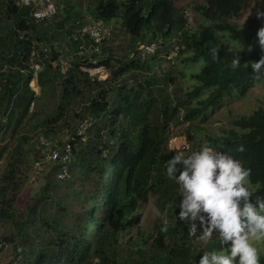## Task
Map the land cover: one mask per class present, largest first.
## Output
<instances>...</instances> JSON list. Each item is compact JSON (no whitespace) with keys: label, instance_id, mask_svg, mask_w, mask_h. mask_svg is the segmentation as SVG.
<instances>
[{"label":"trees","instance_id":"obj_1","mask_svg":"<svg viewBox=\"0 0 264 264\" xmlns=\"http://www.w3.org/2000/svg\"><path fill=\"white\" fill-rule=\"evenodd\" d=\"M18 1L7 5V13L14 18V25L4 39L0 38L4 49L11 51V55L7 57L0 54V120L5 118V124L1 125L6 131L13 125L16 129L21 121L32 115V104L35 105L38 99L30 87L33 80L30 56L34 38H40V33L36 31L35 23L26 18L29 11L20 8ZM179 1H197V11L209 22L198 32H185L187 19L177 8ZM248 2L249 0H128L120 3L118 0H100L94 12L96 21H100L96 23L109 26L108 23L121 17L124 30L132 38L141 39L145 32H150V40L142 44L155 42L160 47L155 54L147 55L144 59L141 58V52H138L137 60L124 62L118 68H114L108 60L91 65L109 70V78L104 81L91 80L88 75L83 80L73 74V69L67 70L68 75L62 82L64 89L61 103L56 114L43 121L41 136L54 140L55 127L65 118L71 101L80 94L77 83L83 82L89 87L94 85L97 93L90 100L84 115L78 116L80 122L89 118L92 125L83 134L75 133L71 142L72 155L81 178L89 184L91 182L94 190L86 193L83 214L78 217V234H75L76 230L67 232L59 229L56 227L57 222L49 223L46 218L40 220L41 224L51 226L49 228L54 230L55 237H42V250L36 254L31 264H92L95 259L99 264H196V261L198 264L204 251L220 247L218 235H214L207 245H203L189 235L191 223L181 221L178 217L181 195L176 190L179 186L168 178L165 170V162L177 152L167 148L166 131L172 121L179 120V109L187 101L199 98L205 90L211 91L206 98L198 100L194 107L188 108L184 115L187 121L204 117L210 108L219 105L226 97H244L256 84L264 86V76H258L251 69V63L264 55L259 48L258 37L232 22V19L241 16ZM63 25L64 23L60 24ZM19 31L24 33V39L19 38ZM31 31L35 37L30 34ZM67 32L73 34L72 30ZM181 32L182 35L179 34ZM226 36L236 41L240 48H230L223 43L221 39ZM182 42L186 45V51L192 54L187 60L200 63L201 70L192 75L191 80L196 84L193 90L184 92L185 102L173 105L174 96L169 85L174 83V79L171 78L166 83L167 88L163 89L165 96L157 98L154 90L159 91L160 85L153 83V67L147 62L162 56L172 63L168 59V48L176 45L179 50L176 63L184 53ZM75 43L82 45L79 39ZM236 57L240 61L238 67L232 64ZM57 58L55 56L47 62L45 69L38 75L42 92L48 85L55 90L54 83L58 75L54 72L52 61ZM6 64L8 67L5 69ZM79 67V64L75 65L76 69ZM141 70H146L151 75L143 83L135 86H130L127 82L119 83L125 75ZM101 85L105 87L100 88ZM233 127L240 132L234 128H225L222 135L210 139L209 145L217 151L231 154L251 170L250 183L257 189V193L251 197L255 203L256 196H264V110L258 109L249 117L234 121ZM22 140L23 144L32 146L29 137L22 136ZM59 144L63 145L61 142ZM241 146L242 151L239 150ZM200 147L201 145L192 143L193 149L199 150ZM3 155L4 149L0 151V159ZM13 158L15 164L5 177V184H0V197L3 198L0 200V217L8 220L13 219L10 209L16 200L18 189L15 182L17 172L13 166H18L20 161L17 155ZM9 192L12 193L11 198L5 199ZM152 193L159 196L161 203L173 198L174 207L168 210L176 220L166 231L162 230L163 223L157 227L155 254L147 255L145 250L138 248L134 257L126 252L125 256L121 253L123 249L118 248L119 238L122 233L139 223L141 215L136 212L148 202ZM159 209L163 213L165 206L159 204ZM28 219L33 224L37 222L33 217ZM95 228L98 229L93 234ZM27 231L30 232V228H22L23 234ZM90 236L96 238L95 242ZM260 260L264 264V256H260Z\"/></svg>","mask_w":264,"mask_h":264},{"label":"rangeland","instance_id":"obj_2","mask_svg":"<svg viewBox=\"0 0 264 264\" xmlns=\"http://www.w3.org/2000/svg\"><path fill=\"white\" fill-rule=\"evenodd\" d=\"M16 1L0 0V38L4 39L13 28L14 18L7 13V5ZM118 1L125 3L128 0ZM99 2L100 0H57L58 14L54 19L45 22L33 21L37 27L36 31L40 33V38H34L35 41L33 42L36 47L32 51L35 50L40 54L44 69L47 62L57 56V60L52 61V66L58 77L54 83L55 90L48 85L42 92L35 80L30 83V87L38 97L36 104L31 107V113H34L21 121L16 129L13 125L6 131L5 127L1 125L5 124V118L0 120V151L4 149V155L0 159V184H5V177L10 172L11 166L15 164L13 156L17 155L20 161L18 166H13L17 172L15 182L18 187L16 200L10 209L13 219L8 220L0 217V239L7 244L6 251L0 257V264H8L13 261L18 250H22L21 264H31L36 254L42 250V237L46 239L55 237L54 230L49 228L51 226L47 227L40 223L42 218H46L49 223L57 222L56 225L58 226L56 227L64 231L74 232L76 230L75 234L80 231L78 217L83 214L86 193L93 191L94 185L81 178L80 170L76 167L74 158L70 166L71 177L66 182H60L56 179L58 167L49 163L45 165L46 171L43 176L35 179L36 161L43 156L39 145V137L43 135V121L54 116L61 103L64 89L62 82L68 75V72L63 74L62 71L73 69V74L77 78L85 80L86 75H88L91 80L104 81L108 78L103 71L106 69L104 67L93 68L91 65L108 60L114 68H118L124 62L137 60L138 52H140L138 51L139 46L142 43H147L151 38L150 32H145L141 39L132 38L124 30L120 17L118 20L108 23L112 28V37L103 42L99 52H94L93 44L81 37L78 31L86 24L100 22L96 21L94 16L96 5ZM70 7L71 9H69ZM197 7V1L177 2V8L185 14L187 19L184 29L189 34L200 31L209 22L197 11ZM261 12L264 13V0H249L241 16L232 19V22L256 36L259 27L264 24V17L258 18L257 16V13ZM61 23L64 25L60 26ZM68 30H72L73 34L70 35ZM183 32L179 34L182 35ZM30 34L35 37L32 31ZM75 38L82 41L81 46L76 45ZM221 41L230 48L239 47L236 41L230 40L228 36L223 37ZM181 44L184 47V53L175 64L169 63L162 56H157L147 62L150 67H153V83L160 85L159 91L154 90V95L157 98L165 96L163 89L167 88L165 87L166 83L171 78L174 79V83L169 85L174 96L173 105L185 102L184 92L193 90L196 84L191 80V77L201 70L200 63L187 60L192 54L186 51V45L183 42ZM0 54L7 57L11 55V51L4 49L0 43ZM76 64L80 65L79 69L75 68ZM7 67L6 64L5 69ZM150 76L146 70L133 71L122 77L119 83L127 82L130 86H135L140 82L143 83ZM77 84L80 94L71 101L65 118L55 127L56 134L53 139L62 144L72 140L75 133L79 134L82 123L78 116L84 115L90 100L97 93L94 90V85L89 87L83 82ZM103 87L105 86H100V88ZM210 91H203L199 98L190 102L187 101L185 106L179 109V120L172 121L166 131L168 149L178 150L184 142L209 145L211 144L210 139L222 135V130L225 128H234L240 132L238 128L233 127L234 121L242 117H249L258 109L264 110V86L259 83L251 88L244 97L238 95L226 97L219 105L210 108L204 117L199 116L189 121L184 119L188 108L194 107L198 100L206 98ZM22 136L29 137L32 146L23 144ZM47 189L48 191H46ZM176 191L180 195L179 188ZM11 196L12 193L9 192L5 199L11 198ZM172 203L173 198L169 202L163 200L161 203L158 195L154 193L149 195L148 202L136 212L141 215L139 223L122 233L119 238L118 248L119 250L123 249L121 251L123 255L129 254L134 257L138 248L145 250L147 255L155 254L157 250L154 240L158 236L157 227L159 224H164L165 221L167 227L172 226L176 220L170 216L171 212L168 210L170 207H174ZM159 204L165 206L163 213L160 212ZM29 217L37 219V222L31 223ZM24 227L27 230L30 228V232L27 231L28 233L23 234L22 228ZM96 229L98 228L94 229L93 234H95ZM90 238L95 242L94 236H90ZM260 247L261 256H264V244H261ZM98 262L95 259L92 264H99Z\"/></svg>","mask_w":264,"mask_h":264},{"label":"clouds","instance_id":"obj_3","mask_svg":"<svg viewBox=\"0 0 264 264\" xmlns=\"http://www.w3.org/2000/svg\"><path fill=\"white\" fill-rule=\"evenodd\" d=\"M27 10L30 13V10ZM257 16L264 17V13H257ZM26 18L28 19V16ZM20 33L23 32L19 31L18 34ZM256 36L259 48L264 52V24L257 30ZM175 61L176 58L172 63L174 64ZM41 62L40 59L38 63L41 64L42 70L36 77L32 68L33 63L30 62L33 72L32 82L35 80L37 84L38 75L44 70ZM232 64L238 67L239 58L233 59ZM262 66H264V55L251 63L253 73L258 76H264ZM105 69L110 75L109 70ZM67 70L62 73L66 74ZM184 143L192 146L193 142ZM179 148L176 149L177 154L165 162L168 178L173 180L180 190L178 217L181 221L191 223L189 235L201 241L203 245H207L214 235H218L220 243L219 248L204 251L198 264H261L260 245L264 244V196H256L253 203L251 197L257 193V189L250 183L251 170L244 167L241 161L231 154L217 151L210 145H201L199 150L192 148L194 151L187 155L178 154ZM239 150L242 151L243 147L241 146ZM198 229L199 235H197ZM162 230H167L166 221Z\"/></svg>","mask_w":264,"mask_h":264},{"label":"built area","instance_id":"obj_4","mask_svg":"<svg viewBox=\"0 0 264 264\" xmlns=\"http://www.w3.org/2000/svg\"><path fill=\"white\" fill-rule=\"evenodd\" d=\"M18 6L21 8H27L30 10L28 19L35 22L46 21L54 18L58 13L56 0H19ZM79 34L84 37H88L93 43V51L99 52V48L103 42L109 40L112 37V28L103 23H90L81 28ZM20 39L24 38V33H20ZM159 44L152 42L150 44H143L139 48L141 52V58H145L147 55L155 54L160 46ZM36 44L33 42L32 48L35 49ZM47 51V50H46ZM178 46H171L168 54V59L174 60L179 55ZM40 54L35 50L32 51L30 60L33 63L32 68L34 69L35 77L42 70L40 61ZM90 71V70H89ZM106 77L109 75L107 70H103ZM92 120L86 119L80 125L79 134H83L92 125ZM72 140L65 142L60 145L59 142L51 140L48 137L40 136L39 145L43 149V157L35 164V179H39L45 171V164L48 162L50 164L57 165L58 169L56 172V179L60 182H65L71 177L70 166L73 162L72 155ZM192 151L191 144L184 143L180 148L178 154L187 155ZM7 246L3 240L0 239V256L5 252ZM22 250L17 251L16 257L13 261L8 264H20L22 261Z\"/></svg>","mask_w":264,"mask_h":264}]
</instances>
